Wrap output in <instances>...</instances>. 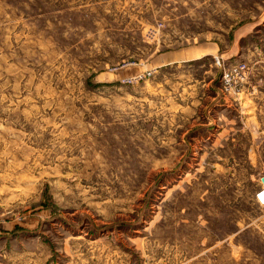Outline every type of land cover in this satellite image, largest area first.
<instances>
[{"label": "rangeland", "instance_id": "obj_1", "mask_svg": "<svg viewBox=\"0 0 264 264\" xmlns=\"http://www.w3.org/2000/svg\"><path fill=\"white\" fill-rule=\"evenodd\" d=\"M261 179L264 0H0V264H264Z\"/></svg>", "mask_w": 264, "mask_h": 264}, {"label": "built area", "instance_id": "obj_2", "mask_svg": "<svg viewBox=\"0 0 264 264\" xmlns=\"http://www.w3.org/2000/svg\"><path fill=\"white\" fill-rule=\"evenodd\" d=\"M214 60L221 74V94L228 98L241 94L242 87L249 75L248 66L241 62L226 64L222 59L215 58Z\"/></svg>", "mask_w": 264, "mask_h": 264}, {"label": "water", "instance_id": "obj_3", "mask_svg": "<svg viewBox=\"0 0 264 264\" xmlns=\"http://www.w3.org/2000/svg\"><path fill=\"white\" fill-rule=\"evenodd\" d=\"M261 181L264 183V179H261ZM256 196L259 202L264 204V190L260 191Z\"/></svg>", "mask_w": 264, "mask_h": 264}, {"label": "crops", "instance_id": "obj_4", "mask_svg": "<svg viewBox=\"0 0 264 264\" xmlns=\"http://www.w3.org/2000/svg\"><path fill=\"white\" fill-rule=\"evenodd\" d=\"M263 124V123H262ZM260 203V202H259Z\"/></svg>", "mask_w": 264, "mask_h": 264}]
</instances>
